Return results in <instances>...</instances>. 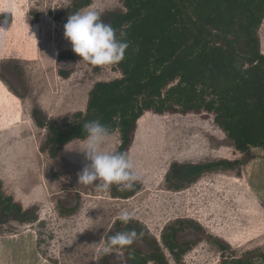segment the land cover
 I'll return each mask as SVG.
<instances>
[{"label": "rangeland", "instance_id": "obj_1", "mask_svg": "<svg viewBox=\"0 0 264 264\" xmlns=\"http://www.w3.org/2000/svg\"><path fill=\"white\" fill-rule=\"evenodd\" d=\"M123 2L92 0L79 11L101 16L124 9ZM75 3L0 0V192L26 211V220L9 217L0 224V264H125L127 251L149 255L151 242L169 264H223L226 259L240 264L241 258L260 255L264 149H236L213 113L145 112L128 152L143 179L129 197H122L127 190L115 184L105 191L78 183L83 154L65 151L66 144L53 153L46 144L49 129L38 125L35 115L46 123L74 119L86 112L97 82L123 76L117 64L93 66L73 51L64 25L78 12ZM259 34L264 53V22ZM120 144L117 130L105 150L116 153ZM222 159L241 163L205 172L179 190L170 186L174 163ZM123 209L133 214L128 224L119 220ZM128 227L143 231V238L130 249L113 247L104 254L108 237ZM173 227L176 241L187 246L179 257V247L171 252L163 239Z\"/></svg>", "mask_w": 264, "mask_h": 264}, {"label": "trees", "instance_id": "obj_2", "mask_svg": "<svg viewBox=\"0 0 264 264\" xmlns=\"http://www.w3.org/2000/svg\"><path fill=\"white\" fill-rule=\"evenodd\" d=\"M91 2L76 0L75 6L79 11ZM123 3L124 9L109 10L100 16L118 37L123 33L129 42L125 59L117 64L123 76L97 82L90 91L86 112H77L74 119L46 123L35 115L37 124L49 129L46 144L53 147L52 152L75 138L82 139L85 121L100 120L111 134L119 130L121 144L117 152L128 154L138 121L147 111L213 113L236 149H264V53L259 34L264 22V0ZM240 163L228 159L174 163L168 180L172 188L179 190L205 172L234 169ZM134 193L135 188L122 193V197ZM25 215L20 203L0 192V224L9 217H22L24 221ZM177 231L173 227L163 239L171 252L179 247V257L187 246L176 241ZM151 243L149 255L127 251L125 264H148L150 260L169 264L159 245ZM241 259L240 264L264 262V251L257 257ZM223 264L230 261L226 259Z\"/></svg>", "mask_w": 264, "mask_h": 264}, {"label": "clouds", "instance_id": "obj_3", "mask_svg": "<svg viewBox=\"0 0 264 264\" xmlns=\"http://www.w3.org/2000/svg\"><path fill=\"white\" fill-rule=\"evenodd\" d=\"M11 11L9 6L8 12ZM4 22H7V17ZM64 29V36L71 42L73 51L93 66L104 68L119 64L125 59L126 50L130 46L123 33L118 37L116 30L104 23L100 14L93 10L69 15ZM82 132V139L75 138L65 145V151L82 153L86 161L82 170L77 173L78 183L94 184L105 191L115 184L119 186V190L124 191L133 189L137 182L142 181L134 161L126 152L113 153L105 150V145L111 139L108 126L100 120H89L83 123ZM133 218V214L127 209L119 213V220L124 224H128ZM143 236V231L138 234L135 230L110 235L102 252L107 254L113 247L131 246ZM129 258H133L131 252Z\"/></svg>", "mask_w": 264, "mask_h": 264}, {"label": "crops", "instance_id": "obj_4", "mask_svg": "<svg viewBox=\"0 0 264 264\" xmlns=\"http://www.w3.org/2000/svg\"><path fill=\"white\" fill-rule=\"evenodd\" d=\"M263 39V38H262Z\"/></svg>", "mask_w": 264, "mask_h": 264}]
</instances>
